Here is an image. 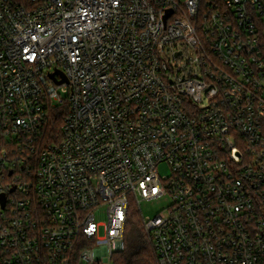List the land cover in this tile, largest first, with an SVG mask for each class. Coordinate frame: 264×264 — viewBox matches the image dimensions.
<instances>
[{
    "label": "built area",
    "instance_id": "2783aa9c",
    "mask_svg": "<svg viewBox=\"0 0 264 264\" xmlns=\"http://www.w3.org/2000/svg\"><path fill=\"white\" fill-rule=\"evenodd\" d=\"M131 205L159 264H264V0H0V264H115Z\"/></svg>",
    "mask_w": 264,
    "mask_h": 264
},
{
    "label": "trees",
    "instance_id": "16d2710c",
    "mask_svg": "<svg viewBox=\"0 0 264 264\" xmlns=\"http://www.w3.org/2000/svg\"><path fill=\"white\" fill-rule=\"evenodd\" d=\"M62 111L56 110L53 114L49 130L59 131L62 124ZM131 218L127 223L126 246L114 254L115 264H159L158 256L151 241L145 231L137 208L131 205Z\"/></svg>",
    "mask_w": 264,
    "mask_h": 264
},
{
    "label": "rangeland",
    "instance_id": "374dc122",
    "mask_svg": "<svg viewBox=\"0 0 264 264\" xmlns=\"http://www.w3.org/2000/svg\"><path fill=\"white\" fill-rule=\"evenodd\" d=\"M66 95L62 93V97H65ZM159 171L161 175H170L171 170L167 163H161L159 165ZM172 203L170 195H163L154 199L149 200H141V203L137 206L145 218H154L157 216L160 212H165L169 205ZM135 207L136 205H132ZM140 212V216H141ZM97 215V221H104L105 220V207H102L101 209L96 212ZM104 234V227L100 228V235Z\"/></svg>",
    "mask_w": 264,
    "mask_h": 264
},
{
    "label": "water",
    "instance_id": "95a60500",
    "mask_svg": "<svg viewBox=\"0 0 264 264\" xmlns=\"http://www.w3.org/2000/svg\"><path fill=\"white\" fill-rule=\"evenodd\" d=\"M51 76H52V77H54V74H51ZM63 80H67V78H66V77H64V79H63ZM63 80H62V81H63ZM62 81L60 80V81H58V82L60 83V82H62ZM2 197H3L2 199H3V202H4V196H2Z\"/></svg>",
    "mask_w": 264,
    "mask_h": 264
}]
</instances>
